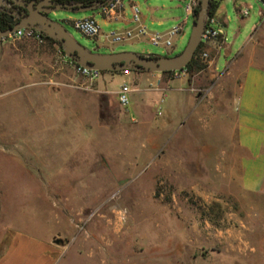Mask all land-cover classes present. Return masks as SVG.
Returning a JSON list of instances; mask_svg holds the SVG:
<instances>
[{
    "label": "rangeland",
    "instance_id": "rangeland-1",
    "mask_svg": "<svg viewBox=\"0 0 264 264\" xmlns=\"http://www.w3.org/2000/svg\"><path fill=\"white\" fill-rule=\"evenodd\" d=\"M130 1L144 12L149 0H124L129 16ZM252 1L256 8L244 24L230 7L234 19L224 28L231 53L221 51L217 71L178 74L181 80L195 79L199 90L168 88L146 111H132L131 102L127 112L119 102L118 90L123 82L134 86L133 76L106 71L87 78L58 43L37 36L5 38L0 47V240L8 228L38 236L64 231L70 221L58 211L82 209L85 214L68 218L83 236L55 264H264V183L257 191L242 186V152L234 134L233 97L244 59L226 65L257 24L255 41L264 47L261 6L256 0L248 4ZM180 3L185 8L189 0ZM92 15L105 34L118 29L115 22L105 24L98 10L60 11L54 18L94 52L131 49L159 56L180 53L193 23L183 45L164 51L150 42L112 44L105 37H87L73 21ZM171 26L150 28L161 32ZM58 78L77 88L57 83ZM187 78L182 87L189 89L195 84ZM207 88L212 92L204 109L212 114H193L200 103L191 96L204 95ZM140 94L131 92V100ZM46 164L45 171L55 177L42 182L36 171Z\"/></svg>",
    "mask_w": 264,
    "mask_h": 264
},
{
    "label": "crops",
    "instance_id": "crops-1",
    "mask_svg": "<svg viewBox=\"0 0 264 264\" xmlns=\"http://www.w3.org/2000/svg\"><path fill=\"white\" fill-rule=\"evenodd\" d=\"M170 1H173V3H166L164 0H149L144 12H142L138 3L130 1L129 4L132 13L133 5H136L139 8L141 20L150 31H154L150 28L154 25L172 24L170 28L161 32H165L176 25H181L182 32L177 37L176 48H178V46L183 45L187 40V28L190 20H193L194 8H190L189 3L185 8H183L180 3L182 0ZM216 1L218 2V9L215 18L223 30V35L219 40L203 45L204 49L209 54L210 51L212 54H214L213 56L209 57L207 63L206 69L210 71L216 70V61L223 49H226L227 55L231 53V46L226 43L224 28L234 19V16L231 14L230 7L235 10L237 16L243 24L246 21L247 15H249L250 9L256 8V4H254L253 1L248 4V0ZM256 1L261 7H264V2L261 0ZM261 7H258V12L262 17L260 21L262 23L264 20V10ZM246 10H248V13L244 14ZM99 14L101 13L99 12ZM101 16L103 17L104 23L107 25L113 22L117 23L118 29L113 30L123 31L134 25L133 14L129 16L125 5L124 10L119 11L112 17H105L102 14ZM260 25H255L250 37L236 53V56L226 63V65H235L241 63L242 59H244L239 87L237 93L233 97V103L236 106L234 134L236 136V143L242 152L239 158V164L241 167L240 181L242 186L249 191L259 190L264 183V47L255 41L254 35V32L258 27H260ZM107 34L101 32V39L104 37L106 39ZM141 41L149 42L148 38L143 37L141 39L128 40L123 43L137 44ZM128 51L135 50L128 49ZM139 53L150 54L146 53L145 50ZM116 73L133 76V81L135 82L134 86H131L127 82H123L122 85H130L131 92H141L140 96L133 95L132 100L130 96V104L132 102V111L139 109L146 111L148 108H152L161 98L163 92L168 88L178 90L179 92L190 90L194 93L196 90H199L195 79L191 80L184 76L185 78L183 77L181 80L179 79L180 76L178 75V72L166 74L164 72H141L132 70ZM186 78L189 81L190 86L192 84L195 85H192L189 89L182 87V84ZM140 81H144L146 84L142 88L138 87V82ZM177 81H179V85L173 87L172 85H174ZM57 83L70 88H77V86L74 85L68 86L64 79L58 78ZM105 91L106 89H101L99 87L100 93H105ZM211 92L212 91L207 88L205 89L204 95L199 92V94H195L196 96H191L192 100H196L200 103L198 111H195L193 114H212L207 107L204 109L205 104L203 103L204 99L210 98ZM200 95H202V97H200ZM130 104L127 106V112H130L128 109ZM156 115H154V118ZM224 116L226 119V115ZM98 119L100 120L99 112ZM104 126L110 128L108 125ZM75 131H77V129ZM78 131L81 133L82 128H79ZM100 131H105V129L102 128ZM108 148V144L102 146L101 152L104 157H106L108 154L106 153ZM35 166L37 165L32 164L33 168ZM45 168L48 169L47 164L41 167L38 166L36 175L43 179L42 182L45 181L46 178L49 181H53V177H55L54 173L51 172V174L53 173L51 175L50 172L47 170L45 171ZM68 206V204L64 205L62 207L63 211H65ZM83 214H85V211L82 209H78V211L73 209L70 212L66 211L65 213H62V210H59L57 213L58 217L62 215L64 216L65 220L67 218L70 221V223L67 224V228L64 231L56 229L50 234L43 236H38L35 234L31 235L16 229L8 228L5 230V234L0 240V264H55L56 260L62 257L66 250L69 249L72 242L83 236L80 226L74 223L73 219L68 218V216ZM94 231L95 228L92 227L90 232L92 233ZM91 233H88L86 237H90ZM58 239H62L65 242L59 244L56 242Z\"/></svg>",
    "mask_w": 264,
    "mask_h": 264
},
{
    "label": "water",
    "instance_id": "water-1",
    "mask_svg": "<svg viewBox=\"0 0 264 264\" xmlns=\"http://www.w3.org/2000/svg\"><path fill=\"white\" fill-rule=\"evenodd\" d=\"M112 0L104 3L84 5L83 3L68 4L56 3L55 0H41L39 3L30 1L25 6L30 14L23 16L22 20L10 29L3 31L0 28V47L3 40L20 28L34 29L41 35L54 39L63 49L65 55L82 67L99 70L101 72L141 71V72H169L183 71L194 58L202 43L203 33L208 18L211 0H197L199 11H193V23L189 40L185 48L173 56H152L135 51H119L111 53H98L88 49L80 43L58 19L51 18V12H90L108 5ZM23 4V3H22ZM44 5H54L44 8ZM62 244V239L56 240Z\"/></svg>",
    "mask_w": 264,
    "mask_h": 264
},
{
    "label": "built area",
    "instance_id": "built-area-1",
    "mask_svg": "<svg viewBox=\"0 0 264 264\" xmlns=\"http://www.w3.org/2000/svg\"><path fill=\"white\" fill-rule=\"evenodd\" d=\"M196 3L197 0H189V7L194 8L196 6ZM122 10H124V0H112L108 5L98 9V11L105 17H112ZM247 13L248 10L244 12V14ZM133 23L134 25L132 27L127 28L123 31L113 30L109 32L106 35V40L112 44H118L128 40L141 39L143 37H146L152 45L162 47L164 51H167L176 48L177 37L182 32L181 25H176L165 32L150 31L147 26L142 22L140 10L136 5H133ZM73 25L77 30L85 34L87 37L98 38V40H101L102 28L100 26V23L94 16H87L75 19L73 21ZM222 35L223 30L219 26L215 16L208 17L203 33V45L208 44L212 41L219 40ZM31 36H37L39 39H43L40 33H38L34 29L29 28H20L19 30L10 34L6 38H11L13 40H21ZM200 58L202 60H207L209 58V53L204 50L200 54ZM74 67L79 74L87 78L97 79L101 74V71L99 70H93L82 67L76 62H74ZM176 72L182 73L183 71ZM130 92V85L124 84L121 86L118 92V99L123 106L127 107L130 104Z\"/></svg>",
    "mask_w": 264,
    "mask_h": 264
},
{
    "label": "trees",
    "instance_id": "trees-1",
    "mask_svg": "<svg viewBox=\"0 0 264 264\" xmlns=\"http://www.w3.org/2000/svg\"><path fill=\"white\" fill-rule=\"evenodd\" d=\"M62 3H68V4H77V3H83L84 5H91L94 3H104L107 0H59ZM262 2H264V0H261ZM200 9V6H195L194 7V11L197 13ZM217 9H218V2L216 0H211L210 5H209V10H208V17H213L216 15L217 13ZM7 22L5 17L0 16V28L2 30H6L7 29ZM45 40L56 44L57 42L52 39L49 38L47 36H42ZM204 51V46L203 43H201V45L199 46L194 58L192 59V61L188 64V66L183 70V71H187L190 74H193L195 72H200L202 70H205L207 68V63H202V59L200 58V54ZM152 56H156L155 54H151ZM176 71H169V72H164L166 74H173Z\"/></svg>",
    "mask_w": 264,
    "mask_h": 264
},
{
    "label": "flooded vegetation",
    "instance_id": "flooded-vegetation-1",
    "mask_svg": "<svg viewBox=\"0 0 264 264\" xmlns=\"http://www.w3.org/2000/svg\"><path fill=\"white\" fill-rule=\"evenodd\" d=\"M30 1H35L36 3H39L41 0H0V16L5 17L7 22V29L12 28L14 24L21 21L23 16H27L28 14H30L29 8L25 6V4ZM55 2L60 3L59 0H55ZM52 6L54 5H44L43 7L50 8ZM48 15L51 18L56 19L54 18V16L56 15L55 12H51Z\"/></svg>",
    "mask_w": 264,
    "mask_h": 264
}]
</instances>
